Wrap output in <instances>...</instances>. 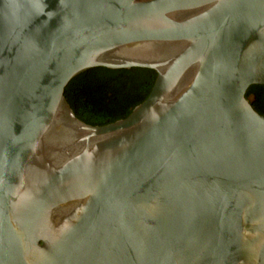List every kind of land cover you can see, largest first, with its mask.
<instances>
[{
    "label": "water",
    "instance_id": "water-1",
    "mask_svg": "<svg viewBox=\"0 0 264 264\" xmlns=\"http://www.w3.org/2000/svg\"><path fill=\"white\" fill-rule=\"evenodd\" d=\"M92 68L156 77L92 126ZM264 0H0V264H264Z\"/></svg>",
    "mask_w": 264,
    "mask_h": 264
},
{
    "label": "trees",
    "instance_id": "trees-1",
    "mask_svg": "<svg viewBox=\"0 0 264 264\" xmlns=\"http://www.w3.org/2000/svg\"><path fill=\"white\" fill-rule=\"evenodd\" d=\"M156 73L142 68L110 70L92 68L74 77L64 97L75 116L86 124L102 126L126 118L148 96ZM246 98L264 114V85L250 86Z\"/></svg>",
    "mask_w": 264,
    "mask_h": 264
},
{
    "label": "flooded vegetation",
    "instance_id": "flooded-vegetation-1",
    "mask_svg": "<svg viewBox=\"0 0 264 264\" xmlns=\"http://www.w3.org/2000/svg\"><path fill=\"white\" fill-rule=\"evenodd\" d=\"M251 97V96H250Z\"/></svg>",
    "mask_w": 264,
    "mask_h": 264
}]
</instances>
